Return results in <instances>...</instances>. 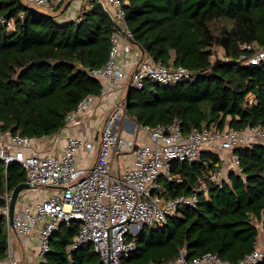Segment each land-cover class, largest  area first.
<instances>
[{"label":"trees","instance_id":"16d2710c","mask_svg":"<svg viewBox=\"0 0 264 264\" xmlns=\"http://www.w3.org/2000/svg\"><path fill=\"white\" fill-rule=\"evenodd\" d=\"M70 4L60 0L52 13H45L23 0H0L1 129L52 136L64 128L80 100L100 95L102 83L87 71L105 64L112 27L96 3L79 15L78 23L60 19ZM124 11L145 55L193 72L186 82H146L129 91L125 113L138 126L179 120L184 134L201 125L264 127V63L248 67L238 62L243 44L264 45V0H127ZM216 47L222 54L212 59ZM235 153L241 174L230 172L222 188L206 177L218 168V155L202 151L193 162H172L174 180L160 181L162 196L190 195L199 183L208 186L207 194H199L194 207L178 208L163 228L144 225L139 234L129 235L136 250L121 264H162L179 249L187 259L211 252L236 262L264 242V147ZM24 182L18 164H10L6 173L0 164V197L5 187L12 190ZM78 229L73 224L52 237L40 264H101L90 244L67 251ZM7 256L0 214V262Z\"/></svg>","mask_w":264,"mask_h":264},{"label":"built area","instance_id":"2783aa9c","mask_svg":"<svg viewBox=\"0 0 264 264\" xmlns=\"http://www.w3.org/2000/svg\"><path fill=\"white\" fill-rule=\"evenodd\" d=\"M42 10H52L60 0H24ZM78 16L87 10L95 0H70ZM107 11L120 28H112L109 37L108 58L98 69H89L90 76L99 79L102 90L99 96L89 95L79 101L75 110L68 113L64 128L98 98L109 95L113 103L111 111L96 128V155L91 167L78 165L80 150L87 153L93 148L90 140L67 136L58 154L39 146L48 137H28L0 127V164L4 171L10 164H18L25 173L29 190L19 193L12 223L8 220V206L11 191L5 187L1 194L0 214L5 219L7 239L14 233L25 238L36 234L38 255L48 252L49 240L59 233L62 226L79 224L78 233L67 251L71 252L90 244L101 264H121L136 246L128 236L140 233L144 225L163 228L178 208L194 207L199 194H207V185L199 183L190 195L174 198L162 196L160 181H172V162H193L202 151L216 154L219 166L207 172V181L219 188L228 181V174H241L237 148L264 147V127H247L234 130L228 126L217 129L214 126L192 128L184 134L180 121L168 126H139L148 136L149 143L141 144L121 134L118 124L126 111L125 99L129 91L142 89L146 82L167 86L190 80L193 72L183 66H166L142 54L132 43L133 34L127 26L124 6L127 0H103ZM68 7V8H69ZM67 8V9H68ZM1 22H4L1 20ZM9 27L11 22H7ZM238 62L248 67L264 63V45L243 44ZM125 154L133 156L132 167L120 175L111 172V160ZM48 190L47 195L32 203H25L27 193ZM44 191V192H45ZM10 264H19L15 253L8 248ZM146 264H155L149 262ZM162 264H264V242L244 258L231 262L217 254L207 252L186 258L179 249L172 260Z\"/></svg>","mask_w":264,"mask_h":264},{"label":"crops","instance_id":"0c3cea01","mask_svg":"<svg viewBox=\"0 0 264 264\" xmlns=\"http://www.w3.org/2000/svg\"><path fill=\"white\" fill-rule=\"evenodd\" d=\"M58 13L59 12H54L53 14ZM77 16V10L71 6L63 11V13L59 15V18L62 20H73V18H76ZM112 103L113 100L109 95H104L98 98L89 107H87L69 126L61 129L56 134L49 136V144L45 150L47 152L51 151V153L58 154L62 150L65 138L67 136H74L81 140H90L93 142V148L87 153L80 150L77 154V161L80 167H91L96 155V128L111 111ZM118 128L126 138L132 140L134 139L141 144H147L150 142L147 134L143 132L135 123L133 118L129 117L126 113L123 114L122 120L118 124ZM132 164L133 156L131 154H125L117 158H112L111 172L114 175H120L125 170L131 168ZM44 191V189L39 190V192L42 194L45 192L48 193V190L45 192ZM8 248L11 250V252L15 253V257L17 261H19V264H40L42 261V258L38 255V244L36 240V234L34 232L25 238H19L13 233L8 242ZM0 264H10V260L7 258L6 260L1 261Z\"/></svg>","mask_w":264,"mask_h":264},{"label":"water","instance_id":"95a60500","mask_svg":"<svg viewBox=\"0 0 264 264\" xmlns=\"http://www.w3.org/2000/svg\"><path fill=\"white\" fill-rule=\"evenodd\" d=\"M95 3L98 6V8L100 9V11L104 14V16L107 19V21L110 24V26L120 32L121 31L120 28L117 26V24L112 19V17L109 14V12L107 11V8H106L103 0H95ZM132 43L140 50V52L142 54H144L143 49L136 42H134V40H132ZM29 189H30V185H28L26 183H21V184L17 185L16 187H14L12 189L11 198H10V202H9V206H8V220H9V224L12 223L13 213H14V206H15V202H16V199H17L19 193L24 191V190H29Z\"/></svg>","mask_w":264,"mask_h":264},{"label":"rangeland","instance_id":"374dc122","mask_svg":"<svg viewBox=\"0 0 264 264\" xmlns=\"http://www.w3.org/2000/svg\"><path fill=\"white\" fill-rule=\"evenodd\" d=\"M27 4H30V5H32L31 3H28V2H26ZM37 9H39V10H42V8H37ZM42 11H44V10H42ZM54 11V8L52 9V10H48V11H44L45 13H47V12H53ZM221 54H222V50L220 49V48H215V50H214V54H213V57H212V59L214 58V56L216 55V56H218V57H220L221 56ZM215 56V57H216ZM121 134L122 135H124L122 132H121ZM49 143H47L46 144V141L45 140H42V142H40V144H39V146H42V147H44L45 149H47L46 147H47V145H48ZM46 193V192H45ZM42 194V193H40L39 191H32L31 193H27L24 197H23V199H24V202L25 203H32V202H34L35 200H37V199H39L40 197H44L46 194ZM64 230H65V227H62L61 229H60V234H62L63 232H64ZM149 231V228H145V232L147 233ZM53 238L54 239H56L57 238V235L55 234L54 236H53ZM261 241V240H260ZM260 241H258V243L260 242Z\"/></svg>","mask_w":264,"mask_h":264}]
</instances>
